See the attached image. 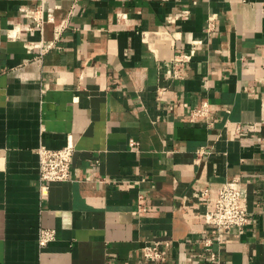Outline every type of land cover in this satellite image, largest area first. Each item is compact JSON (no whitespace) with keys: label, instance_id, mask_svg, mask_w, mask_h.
<instances>
[{"label":"crops","instance_id":"0c3cea01","mask_svg":"<svg viewBox=\"0 0 264 264\" xmlns=\"http://www.w3.org/2000/svg\"><path fill=\"white\" fill-rule=\"evenodd\" d=\"M40 8L0 0V264H149L155 243L207 264L198 192L235 180L249 221L213 249L264 264V0H44L42 30ZM70 141L41 197L38 149Z\"/></svg>","mask_w":264,"mask_h":264},{"label":"built area","instance_id":"2783aa9c","mask_svg":"<svg viewBox=\"0 0 264 264\" xmlns=\"http://www.w3.org/2000/svg\"><path fill=\"white\" fill-rule=\"evenodd\" d=\"M41 1V8L37 11L29 12V15L36 22V27L42 30L46 21L53 20L52 12L43 15L44 0ZM205 105L196 111L197 115H204ZM136 143L132 140L131 147ZM75 147L70 141L65 147L59 150H51L41 146L38 151L39 174H40V194L44 197L49 185L70 180L71 163ZM201 203L205 206L204 222L207 226L213 227L216 231L215 238H206L203 242L204 252L208 256L207 264H221L219 254L213 249L214 243L223 244L225 237L231 229L236 228L242 232L248 224V191L243 183L238 180L227 182L218 192L216 198H211L209 188L198 192ZM144 198L140 197L138 211H144ZM56 231L53 229H40L39 245L47 246L54 241ZM169 249V243H155L143 247V257L149 264H160L164 258L165 251Z\"/></svg>","mask_w":264,"mask_h":264}]
</instances>
